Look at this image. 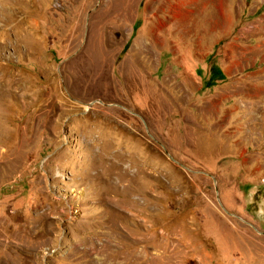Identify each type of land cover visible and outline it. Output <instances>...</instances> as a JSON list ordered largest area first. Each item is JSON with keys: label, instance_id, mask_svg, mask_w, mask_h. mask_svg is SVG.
Returning a JSON list of instances; mask_svg holds the SVG:
<instances>
[{"label": "rangeland", "instance_id": "rangeland-1", "mask_svg": "<svg viewBox=\"0 0 264 264\" xmlns=\"http://www.w3.org/2000/svg\"><path fill=\"white\" fill-rule=\"evenodd\" d=\"M0 264H264V0H0Z\"/></svg>", "mask_w": 264, "mask_h": 264}, {"label": "trees", "instance_id": "trees-1", "mask_svg": "<svg viewBox=\"0 0 264 264\" xmlns=\"http://www.w3.org/2000/svg\"><path fill=\"white\" fill-rule=\"evenodd\" d=\"M138 26H139V21H137V22L135 23V25H134V29H137ZM124 49H125V48H124ZM218 72H219V70H218Z\"/></svg>", "mask_w": 264, "mask_h": 264}, {"label": "bare ground", "instance_id": "bare-ground-1", "mask_svg": "<svg viewBox=\"0 0 264 264\" xmlns=\"http://www.w3.org/2000/svg\"><path fill=\"white\" fill-rule=\"evenodd\" d=\"M93 80V79H92ZM96 81V80H95ZM96 85V84H95Z\"/></svg>", "mask_w": 264, "mask_h": 264}]
</instances>
